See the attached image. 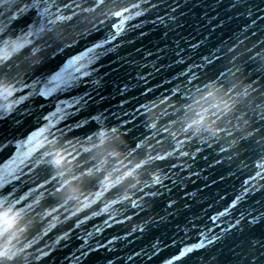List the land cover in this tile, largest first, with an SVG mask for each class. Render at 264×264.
I'll list each match as a JSON object with an SVG mask.
<instances>
[{
  "label": "snow or ice",
  "instance_id": "snow-or-ice-1",
  "mask_svg": "<svg viewBox=\"0 0 264 264\" xmlns=\"http://www.w3.org/2000/svg\"><path fill=\"white\" fill-rule=\"evenodd\" d=\"M159 7V0L120 5L116 0H3L0 5V17H4L0 19V40H3L0 99L8 101L20 95L11 103L0 104V122L14 119L22 127L21 119L24 122L31 119L22 104L26 107V102L33 100L43 107V102L54 96L57 102L47 114L37 116L38 126L30 129L23 139L15 143L0 141V152L9 147L13 149L0 163V264H35L37 261L47 264L55 253L54 245L69 239L75 229L105 214L112 205H123L128 201L133 209L145 212L144 204L148 198L154 200L162 195L159 189L165 187L163 176L171 179L161 164L184 157L195 160L193 150L201 153L205 148L217 156L233 153L235 157L243 155L253 161L251 165L245 164L250 171L242 180L240 193L223 211L208 217L210 226L198 228L195 241L185 243L181 237L177 245L173 238L175 251L169 255L162 256L157 244L149 251L130 253L121 264H143L145 257L149 262L156 258L160 264H222L216 250L221 244L228 245L237 232L243 243L239 249L230 246L229 250L233 254L247 253L244 264H253L252 257H256V264H264V232L260 236L255 234L257 229H264V199H257V194L264 197V83L254 78L260 75L264 79V40H260L252 27L260 17L245 0H234L232 8L242 17L250 18L251 24L246 19V27L239 34L230 33L227 41L221 39L218 45L213 44L215 50L203 56L201 62L193 60L184 65L182 60L176 61L183 65L176 76L178 80L184 78L181 81L183 88L176 84L158 96L156 89H141L143 99H137L131 113L123 112L128 120L112 125L110 131L104 123L108 117L103 114L89 113L83 120L77 118L82 115L91 94L77 98L74 93L85 87L98 72L97 65L113 51L110 45L127 34L125 25ZM254 7L264 11L260 5ZM175 11L172 7V12ZM30 12H35L33 18L28 17ZM158 19L164 23V17L158 16ZM73 21L91 25L81 36L91 34L93 30L100 31L101 25L107 28L108 34L63 61L59 70L38 75L36 70L45 63L46 47L64 50L61 47L64 33L57 25ZM141 26L131 25L133 30ZM17 29L21 35L15 40L5 39ZM256 40H260L259 45ZM73 46L68 44V47ZM253 64L258 68L249 77L245 69ZM156 70L161 71L159 67ZM139 79L146 80L142 75ZM62 94L71 95L72 99H60ZM173 98L175 103L171 102ZM113 115L117 120L121 119L119 115ZM138 119L143 128L136 127V131L125 128L128 124L135 127L134 122ZM86 126H92L93 131L81 138L76 134L77 129ZM145 129L151 134H146ZM234 156L229 155L228 159ZM216 162L222 161L217 159ZM152 165L160 171L152 175L150 182L142 180ZM178 167L182 169L183 166L169 165L170 169ZM172 182L176 184L175 180ZM21 186L26 190L22 191ZM153 188L156 190L146 191ZM249 198L256 200L260 207L251 205L250 211L234 215L233 210ZM100 202L103 207H99ZM174 203L170 201L168 208ZM94 205L98 210L87 214ZM81 213H84L82 218ZM126 219L131 217L126 216ZM72 220L74 224L52 244L31 251L37 237L43 239L57 223ZM110 221L124 222L109 214L104 224L111 227ZM223 222L228 226H223ZM92 236V232L87 233V237ZM113 243V240L108 241V245ZM101 248L111 251L102 243L94 247L85 238L77 249L78 254L64 258L81 264L90 253H98ZM237 259H240L239 255Z\"/></svg>",
  "mask_w": 264,
  "mask_h": 264
},
{
  "label": "water",
  "instance_id": "water-1",
  "mask_svg": "<svg viewBox=\"0 0 264 264\" xmlns=\"http://www.w3.org/2000/svg\"><path fill=\"white\" fill-rule=\"evenodd\" d=\"M132 2H139V0H116L117 5ZM233 2L234 0H159V9H153L144 17L129 21L125 25L128 29L127 34L110 45L113 51L97 65L98 72L93 74L85 87L74 93L77 98L80 95L91 94L88 97V104L83 107L82 115H78L77 118L83 120L89 113L92 115L103 114L108 117L104 123L106 130L110 131L112 125L128 120V117L123 116V112L131 113L137 99H143L140 97L141 89L147 87L156 89L158 96L161 91L172 88L176 84H180L183 88L181 81L184 78L176 79L183 65L177 64L176 61L182 60L184 65L190 64L193 60L201 62L203 56H207L215 50L212 47L213 44L218 45L221 39L227 41L230 33L239 34V31L246 27V19L248 24H251L250 18L242 17L240 12L232 8ZM245 3L252 6L254 13L260 17L257 19L256 25H252V27L260 36V40H264V35H261L264 32V11H257L254 7L260 5V8L264 9V0H245ZM2 4L3 0H0V5ZM172 7L176 8L175 12H172ZM34 16L35 12L28 14L29 18ZM158 16L164 17V23H160ZM3 18L0 17V19ZM132 24L142 26L133 30ZM90 27L91 25L77 24L75 21L57 25V28L64 33L65 39L61 45L64 50L60 51L59 48L54 50V46L46 47L45 63L36 70L37 74L49 75L59 70L63 61L91 47L93 43L103 40L108 34L107 28L101 25L100 31L93 30L91 34L81 36V33ZM19 35L21 33L17 29L15 34L6 35L5 39L15 40ZM260 40H256L257 45ZM68 44L74 46L68 47ZM2 46L3 40H0V47ZM224 63L227 61L225 60ZM157 67L161 71H157ZM257 68V64L246 67V75L252 77L254 69ZM183 70L187 71V68L184 67ZM141 75L146 80L139 79ZM254 78L264 83V79H261L260 75H256ZM167 81H172V83H166ZM247 82L248 80H245V83ZM19 95L9 98L8 101L0 99V104L11 103ZM59 98L70 100L72 96L62 94ZM56 102L54 96L50 101H44L43 107L33 100H28L26 107L22 104L21 107L31 119L28 122L21 119L22 127L14 119L0 122V141L6 140L15 143L23 139L30 129L38 126L37 116L41 113L47 114V111L52 110ZM171 102L175 103V98ZM177 106L179 107V105ZM169 111L172 110L169 109ZM16 112L19 115L18 110ZM113 114L119 115L121 119L117 120ZM134 123L135 127L133 124H128L125 128L129 131H136V127L143 128L139 119ZM92 131V126H86L84 129H77L76 134L85 138ZM144 131L146 134H151L147 129ZM137 135L140 133L137 132ZM12 151L13 149L9 147L0 152V163L7 159ZM216 151H219L218 148ZM193 155L196 157L195 160L184 157L161 164V167L169 172L171 179L163 176L165 187L159 189L162 195H158L154 200L149 197L147 203L144 204L145 212L133 209L128 201L123 205H112L105 214L95 217L81 228L75 229L69 239L54 245L55 253L51 259L47 260V264H75V261L65 260L64 257L65 255L70 257L73 253H77V249L85 238L94 247L102 243L111 251L101 248L98 253H90L89 257L85 258L81 264H109V260L111 264H121V261H126L130 253L141 250L149 251L153 245L157 244L162 250L161 255L167 256L170 252L175 251V246L172 244L173 238L177 245L180 244L181 237L185 243L195 241L197 229H203L206 224L210 226L211 222L208 217H215L240 193L242 180L247 178L250 171L248 167H245V164L251 165L253 161L246 159L243 155L235 157L233 153H221L217 156L212 150L206 148L201 153H196L193 150ZM229 155H233L234 158L228 159ZM217 159L222 162L218 164ZM171 163L183 167L182 169L180 167L170 169ZM159 171L160 169L156 165H152L149 172L141 179L150 182L152 175ZM173 180L176 181L175 185ZM23 190L26 189L22 187ZM154 190L156 189H146V191ZM257 199H264V197L257 194ZM170 201H175L172 208H168ZM251 205L260 207L256 200L249 198L238 205V209H234L233 214L239 216L240 211H250ZM103 206V202H100L99 207ZM92 210L98 209L94 205L92 209L87 210V214L90 215ZM109 214L116 215L117 219L124 222L116 224L114 221H110L111 227L105 225L104 220L108 219ZM83 215L84 213H81V218ZM126 216L131 219H126ZM231 218V216L228 217L229 220ZM73 224L74 220L57 223L48 236L43 239L37 237V242L31 251L44 248L45 244H52ZM223 226L227 227L228 225L223 222ZM97 228L100 229L99 232L96 231ZM88 232H92L93 236L87 237ZM185 232L188 233L187 236L184 235ZM262 232L264 229H257L255 234L260 236ZM109 240H113L114 243L108 245ZM242 243L243 239L237 232L235 238L229 239L228 245L221 244L219 246L216 255L222 264H244V260L248 258L247 253L233 254L229 250L230 246L239 249ZM165 244L168 246L165 247ZM238 255L240 256L239 260L237 259ZM252 261L253 264H256V257H252ZM35 264H44V261H37ZM143 264H160V261L154 258L152 262H149L145 257Z\"/></svg>",
  "mask_w": 264,
  "mask_h": 264
}]
</instances>
